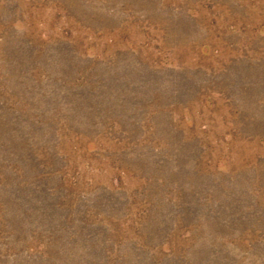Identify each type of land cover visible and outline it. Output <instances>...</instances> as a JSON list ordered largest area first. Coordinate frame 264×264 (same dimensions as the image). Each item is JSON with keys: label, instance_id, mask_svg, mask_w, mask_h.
<instances>
[{"label": "rangeland", "instance_id": "obj_1", "mask_svg": "<svg viewBox=\"0 0 264 264\" xmlns=\"http://www.w3.org/2000/svg\"><path fill=\"white\" fill-rule=\"evenodd\" d=\"M0 264H264V0H0Z\"/></svg>", "mask_w": 264, "mask_h": 264}]
</instances>
